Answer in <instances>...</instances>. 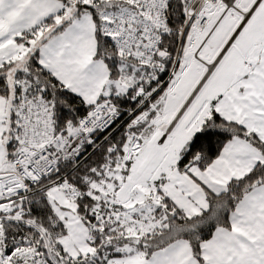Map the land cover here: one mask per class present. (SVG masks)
<instances>
[{"label": "snow or ice", "instance_id": "6c2138e0", "mask_svg": "<svg viewBox=\"0 0 264 264\" xmlns=\"http://www.w3.org/2000/svg\"><path fill=\"white\" fill-rule=\"evenodd\" d=\"M0 264H264V0H0Z\"/></svg>", "mask_w": 264, "mask_h": 264}]
</instances>
